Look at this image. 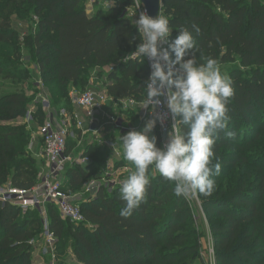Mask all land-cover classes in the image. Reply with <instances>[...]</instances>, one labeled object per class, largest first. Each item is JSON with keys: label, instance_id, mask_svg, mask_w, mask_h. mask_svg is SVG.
Listing matches in <instances>:
<instances>
[{"label": "trees", "instance_id": "16d2710c", "mask_svg": "<svg viewBox=\"0 0 264 264\" xmlns=\"http://www.w3.org/2000/svg\"><path fill=\"white\" fill-rule=\"evenodd\" d=\"M84 2L0 0V90L9 91L0 94V122L25 120L40 93L37 78L52 99L51 108L64 104L60 110L69 111L71 91H85L93 73L98 70L99 77L104 68L108 71L103 86L111 97L145 101L151 71L147 61L123 62L140 42L135 24L126 16L130 2L93 15ZM161 14L177 30L198 25L197 61L217 59L234 82L235 94L228 105V130L233 135L219 133L214 147L222 165L214 177L216 189L208 197L197 194L211 226L216 264H264V0H162ZM13 15L19 21L38 18L35 30L20 37L11 26ZM176 29L170 40L178 35ZM25 54L35 69L24 66ZM25 84L37 89L36 99L27 96ZM35 104L31 129L26 123L0 126V186L32 189L38 184L43 161L30 150V131H35L33 124L42 125L47 114L44 106ZM121 115L124 125H139L137 109L121 110ZM70 141L68 152L84 151L91 162L66 166V192L67 187L82 189L95 175L99 178L101 163L112 153L106 146L86 145L87 141L77 150L73 141L71 150ZM115 161L117 168L129 163ZM119 187L97 185L96 194L80 205L85 218L80 225L63 220L58 208L47 204V227L56 238L55 247L72 244L71 236L80 264L202 262L201 237L189 200L173 194L174 184L157 174L145 201L127 219L119 215L124 206ZM40 215L38 210L23 213L0 203V264H32L35 242L45 234Z\"/></svg>", "mask_w": 264, "mask_h": 264}, {"label": "clouds", "instance_id": "9594fccd", "mask_svg": "<svg viewBox=\"0 0 264 264\" xmlns=\"http://www.w3.org/2000/svg\"><path fill=\"white\" fill-rule=\"evenodd\" d=\"M141 4L139 0L138 7ZM135 28L140 42L123 62L151 61L145 103L157 106L164 97L173 123L163 147H157V137L152 135L156 119L147 121L139 131L119 136L122 157L132 165L119 187V198L124 202L119 215L125 219L145 201L157 174L174 184L176 197L211 196L216 189L214 177L220 175L222 167L214 151L216 138L221 132L226 137L233 135L228 130V105L235 94L234 82L217 59L208 56L197 61L194 33H200L199 26L177 30L166 15L159 12L153 18L142 12ZM173 29L178 35L170 40Z\"/></svg>", "mask_w": 264, "mask_h": 264}, {"label": "built area", "instance_id": "2783aa9c", "mask_svg": "<svg viewBox=\"0 0 264 264\" xmlns=\"http://www.w3.org/2000/svg\"><path fill=\"white\" fill-rule=\"evenodd\" d=\"M120 2H130V6L126 9V16L132 21L138 19L140 13H147L143 4L138 7L139 0H112L111 3L105 4L102 8L104 10H109ZM165 47H167V45H165ZM144 59L147 61L151 70V61L147 58ZM98 79L99 77L97 76L96 70L90 78V86L85 91L73 89L70 93L73 107H75L79 113L85 114L86 118H82L80 114L76 113L73 115L71 114L66 120H63L64 122L59 123L55 120L53 114L49 112L51 110V105L49 103L50 97L41 78H37L36 84L40 93L37 96L36 103L44 106V110L50 118L45 120L36 132H33L34 136L32 137L30 150L32 151L33 143L37 138L42 139L43 151L41 154L33 155L44 163L46 162V166L41 169V181L32 189H19L9 185L0 186V203L17 207L23 213L38 210L46 217V206L51 203L58 208L63 220L80 225L85 222L84 215L81 212L80 206L73 203L68 192L64 191L61 177L68 164L85 166L91 162V159L85 155L84 151H79L80 154L77 157L69 153V139H73V141L77 143V150L82 148L88 136L91 135L92 138L103 140V144L115 154L116 158H120L122 150L119 149V142L112 140L104 141V134H108V136H106L107 138L115 135L117 132L126 134L132 130L137 131L139 128L142 129L147 121L156 119V125L153 131L157 137V144L158 133L160 135V146L163 147L167 142V133L171 130L173 120L166 107V100L164 97H160L161 103L157 106L146 104L145 101L139 103L130 99L116 101L108 94L104 86L98 91L90 89L95 87L93 82ZM124 105L126 106L125 110L137 109V115L139 117V127H137V129L129 128V126L124 125V118L116 111V106L120 107ZM62 112H65V110ZM35 114L36 107H30L28 109V115L25 118V123L30 129L31 124L35 122ZM113 145L116 146L115 149H113ZM76 154H78V152H76ZM104 175L107 176V174ZM104 175L101 173L100 177L103 178ZM89 183L87 184L88 186ZM96 188L97 185L90 187L89 192L94 191ZM44 243L51 250L55 248L56 238L54 234L48 230L47 224L44 234Z\"/></svg>", "mask_w": 264, "mask_h": 264}, {"label": "rangeland", "instance_id": "374dc122", "mask_svg": "<svg viewBox=\"0 0 264 264\" xmlns=\"http://www.w3.org/2000/svg\"><path fill=\"white\" fill-rule=\"evenodd\" d=\"M98 2V3H95ZM112 0H85L84 5L86 6L87 12L90 15L95 14V12L97 10H101L103 9L102 6L104 7L105 4H109L111 3ZM14 16V15H13ZM13 21L11 22V26L12 28H14L15 30H17L18 34L20 37L29 35V33L33 30H35L37 22H38V18L34 17V16H30V18L28 20L25 21H19L17 19V16H14ZM134 21V20H133ZM135 23V21H134ZM24 66H29L30 69H35L36 65L33 64L32 58L30 55L25 54L24 56ZM105 70V72H104ZM221 70L223 72H226V69L224 66H221ZM98 71V70H97ZM102 73L99 76V79L94 83L95 87H92L90 89L92 90H99L103 88V85L106 83L107 81V76L106 71H108V69L104 68L101 69ZM91 83V84H93ZM90 85L88 84L86 87L88 88ZM24 91L27 93V96L29 98H34L36 99V93H37V89L35 91V88L32 86H29L28 84H25V87L23 88ZM3 92H9L6 89H2L0 90V94ZM36 101H34V103L30 106L36 107V111L37 109V105L35 104ZM49 103H52V99L49 98ZM54 107V106H53ZM64 107V104L62 106L57 105L54 108H51V110L49 112H51L55 118V120L59 123L64 122L63 120H66L67 117L71 116V114H80V116L82 118H86L85 114H81L78 112V110L73 107L71 108V105H68V109L69 111L65 110V112H62L63 110H60V108ZM71 109V110H70ZM122 109H126V106H116V111L118 113L121 114V110ZM50 117L47 115L46 119H49ZM125 119V118H124ZM126 120V119H125ZM25 124V120L24 119H18L16 121H12V122H0V126H18V125H24ZM129 128H135L137 129V127H139V125H134V124H130L128 125ZM39 126L35 123L32 126V129L35 130V132L38 130ZM141 130L140 128L137 130L139 131ZM33 135V132L30 131ZM125 135V133L120 134V132H117L115 134V137L117 136H123ZM71 140L69 142V147L72 150L73 144L75 145V143L73 142V139H69ZM68 140V141H69ZM116 141L119 142V137L118 138H112V136H109L107 138L104 139V141ZM87 141V142H86ZM86 145H93V144H98L99 146H106L103 144V140L101 139H93L92 137H88L86 140ZM40 142V141H39ZM84 142V144H85ZM84 144L82 146V148L84 147ZM72 145V146H71ZM88 147V146H87ZM74 152V151H73ZM112 152V151H111ZM110 152V153H111ZM80 154V152H78V154H75V156L77 157ZM116 159L122 160V153H121V157L120 158H116L115 154L112 152L111 156L108 157V159H106V161H104L103 163H101V169L99 170V174L102 173L107 174L104 175L103 178H101L99 176V178L95 177L90 181L89 186L86 185L85 187H83L82 189L79 190H72L71 188L67 187L70 190L68 191V194L72 200L73 203L78 204L79 206L82 205L83 201L85 199L91 198L92 196H94V191L89 192L90 187L92 186H96V185H102V184H106L107 186H111V187H115L117 185L121 184V181L123 179H125L128 175V173L132 170V165L130 163L124 165L121 168H117L116 167ZM98 163V162H97ZM127 163V161H126ZM46 166V162L42 164L41 169L45 168ZM64 173H65V169L62 173V178L61 181L63 182L64 186L66 185V177L64 178ZM101 175V174H100ZM41 172L40 175H38V182L41 181ZM5 186H8L7 184ZM191 209H192V219H193V223L195 224V230L197 231V233L199 234V237H201V257H202V262L198 261L196 264H216V259L214 257V251H213V236L211 233V226L210 223L208 221L207 215L205 210L203 209L197 194L193 195L191 197L188 198ZM41 217H38L39 220H42L45 225L43 227V229H46V224L48 223V218L46 216H43L42 214L40 215ZM70 242L73 244L74 242L71 241L73 240V238L71 236H69ZM72 244H67L65 245L64 248H60L57 249L56 247L51 250L49 247L46 246V244L44 243V238H42L39 242H35V246H34V250L32 253V257H31V261L32 264H80L77 261V257H76V252H75V248L73 247L74 245Z\"/></svg>", "mask_w": 264, "mask_h": 264}, {"label": "water", "instance_id": "95a60500", "mask_svg": "<svg viewBox=\"0 0 264 264\" xmlns=\"http://www.w3.org/2000/svg\"><path fill=\"white\" fill-rule=\"evenodd\" d=\"M142 4L146 9L147 14L153 18H155L159 12L161 13L162 0H142Z\"/></svg>", "mask_w": 264, "mask_h": 264}, {"label": "crops", "instance_id": "0c3cea01", "mask_svg": "<svg viewBox=\"0 0 264 264\" xmlns=\"http://www.w3.org/2000/svg\"><path fill=\"white\" fill-rule=\"evenodd\" d=\"M36 73H38L37 70H36ZM154 133H155V132L153 131V132H152V135H155ZM104 136H105V138H106V136H108V134L105 133ZM88 137H92V136L89 135ZM93 139H95V138H93ZM39 141H40V139L37 138L36 141L33 143V146H32V152H33V154H41V152L43 151V145H42V143L39 142ZM100 174H101V173H100ZM100 174H98V177L100 176ZM94 194H96V193H95V190H94Z\"/></svg>", "mask_w": 264, "mask_h": 264}]
</instances>
